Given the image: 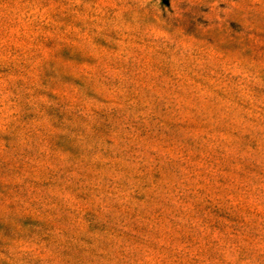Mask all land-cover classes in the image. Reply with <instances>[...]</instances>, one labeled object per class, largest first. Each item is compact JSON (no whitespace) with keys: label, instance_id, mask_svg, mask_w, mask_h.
<instances>
[{"label":"rangeland","instance_id":"1","mask_svg":"<svg viewBox=\"0 0 264 264\" xmlns=\"http://www.w3.org/2000/svg\"><path fill=\"white\" fill-rule=\"evenodd\" d=\"M0 264H264V0H0Z\"/></svg>","mask_w":264,"mask_h":264}]
</instances>
